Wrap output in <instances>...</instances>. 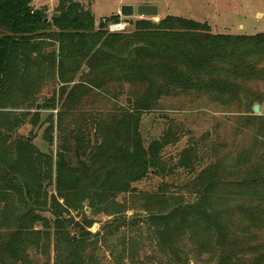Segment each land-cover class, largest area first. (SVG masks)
Returning a JSON list of instances; mask_svg holds the SVG:
<instances>
[{
  "label": "trees",
  "instance_id": "trees-1",
  "mask_svg": "<svg viewBox=\"0 0 264 264\" xmlns=\"http://www.w3.org/2000/svg\"><path fill=\"white\" fill-rule=\"evenodd\" d=\"M93 1L60 0L53 12L58 16L49 18L45 7H32V0H0V202L6 203L5 217L12 218L0 227V264H35V257L49 264L43 236L54 241V264H100L88 240L99 234L87 233L69 212L86 202L95 214L111 217L101 227L102 238L120 237L138 219L116 211L119 195L131 194V186L152 173L188 170L199 159L193 145L175 165L168 164L162 152L176 141L178 130L169 125L146 144L142 116L165 96L197 82L226 89L238 80H264V34H212L207 25L173 16L158 23L139 20L133 30L111 33L107 27L119 23V15L96 26ZM53 80L60 88L43 99L42 108L58 109L55 161L13 131L22 117L38 124L39 113H28L36 106L34 91ZM93 90L105 98L85 108L82 101ZM121 96L125 105L118 103ZM16 104L25 112H13ZM47 122L44 138L52 145V117ZM213 167L196 175L194 201L148 215L141 223L155 228L154 243L168 264H189L195 245L207 249L216 264H264V244H248L244 231L250 227L233 228L229 210L215 208L212 195L221 182ZM53 177L55 194L48 198L46 183ZM248 185L256 188L252 181Z\"/></svg>",
  "mask_w": 264,
  "mask_h": 264
},
{
  "label": "rangeland",
  "instance_id": "rangeland-1",
  "mask_svg": "<svg viewBox=\"0 0 264 264\" xmlns=\"http://www.w3.org/2000/svg\"><path fill=\"white\" fill-rule=\"evenodd\" d=\"M60 0H32V7H45L47 14H53ZM152 1L159 9L156 18L167 16L184 18L207 25L212 34L232 36H254L264 34V0H94L91 12L96 26L101 20L111 18L121 3L137 4ZM87 5V3L85 4ZM155 17L120 18L128 30H133V24L139 20H151ZM155 23V22H154ZM114 24V23H109ZM215 83L209 88V83H195L191 89L178 90L162 98L158 106L150 113L142 116L140 132L145 143L159 139L169 125H173L178 133L176 141L162 152L168 164L175 165L180 153L190 146L197 147L198 161L191 169H177L172 174L154 175L134 183V189L129 195H119L116 198V211L129 219H138V223H129L121 230L119 237L102 238L101 227L111 219L104 214H95L86 202L78 211L69 212V217L91 235L88 240L94 248L93 258L100 264H168L160 254L159 247L154 243L153 230L150 223H141L148 215L170 210L178 204L190 203L195 200L196 186L194 181L203 169L211 165L212 174L221 182L212 195L215 208L227 212V220L237 230L250 228L245 232L248 244L257 246L264 244V80H238L219 88ZM235 87V88H232ZM60 84L53 80L34 91L36 106L28 110L30 115L39 113L40 120L33 126L31 116L22 117L20 124L14 128L18 136L28 137L32 145L41 153L56 160L58 143V119L56 110L43 109V99L58 92ZM259 97V102L253 97ZM105 98L104 93L93 90L82 103L86 108L91 102L100 104ZM120 105L126 104V97L118 99ZM260 106V113L252 112V105ZM8 108L10 106H7ZM13 112L24 113L25 110L14 106ZM52 117L54 132L53 144L45 141L47 120ZM12 131V132H13ZM13 133H11L12 135ZM10 141L8 142V144ZM255 184L249 186L250 182ZM48 198L55 194L54 177L46 183ZM159 195V196H157ZM144 197L148 200L145 201ZM8 202V201H7ZM62 203V202H60ZM0 202V227L12 223V218H6L7 207ZM239 207V209H237ZM224 209H227L226 211ZM253 213H249L252 212ZM91 222L86 227L83 223ZM247 223H262L260 226ZM13 225L1 228H11ZM38 225L35 230L42 228ZM49 243L51 259L56 260V248L51 237L43 236ZM89 243V242H88ZM129 248L131 250H129ZM191 253V247H189ZM137 254V257H136ZM31 257H35L30 253ZM35 264H44L42 257H35ZM189 264H216L209 256L207 249L194 247L189 256Z\"/></svg>",
  "mask_w": 264,
  "mask_h": 264
},
{
  "label": "water",
  "instance_id": "water-1",
  "mask_svg": "<svg viewBox=\"0 0 264 264\" xmlns=\"http://www.w3.org/2000/svg\"><path fill=\"white\" fill-rule=\"evenodd\" d=\"M136 16L145 18V17H155L154 22L158 23L160 19L156 18L158 16V7L156 5H139L136 7ZM54 17H57L58 14L54 13ZM120 16L122 18H131L134 16V7L130 5H124L121 7ZM40 105L36 106V109L39 110ZM252 111L255 115L260 113V106L254 105Z\"/></svg>",
  "mask_w": 264,
  "mask_h": 264
},
{
  "label": "crops",
  "instance_id": "crops-1",
  "mask_svg": "<svg viewBox=\"0 0 264 264\" xmlns=\"http://www.w3.org/2000/svg\"><path fill=\"white\" fill-rule=\"evenodd\" d=\"M124 5H130V6H133L134 7V16H135V14H136V7L137 6H139V5H155L154 4V2H152V1H147V2H140V3H137V4H132V3H126V4H124V3H121V4H119V6H118V8H117V10H116V12H115V15H119V17L121 18V16H120V11H121V7L122 6H124ZM158 15H160L159 14V9H158ZM133 16V17H134Z\"/></svg>",
  "mask_w": 264,
  "mask_h": 264
},
{
  "label": "built area",
  "instance_id": "built-area-1",
  "mask_svg": "<svg viewBox=\"0 0 264 264\" xmlns=\"http://www.w3.org/2000/svg\"><path fill=\"white\" fill-rule=\"evenodd\" d=\"M125 28H126L125 24L117 23V24H109L107 30L111 33H115V32H122L125 30Z\"/></svg>",
  "mask_w": 264,
  "mask_h": 264
}]
</instances>
